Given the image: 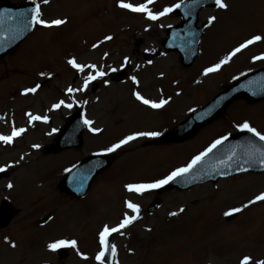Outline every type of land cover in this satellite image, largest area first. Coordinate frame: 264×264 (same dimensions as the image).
<instances>
[{"label":"rangeland","instance_id":"1","mask_svg":"<svg viewBox=\"0 0 264 264\" xmlns=\"http://www.w3.org/2000/svg\"><path fill=\"white\" fill-rule=\"evenodd\" d=\"M125 1L138 5L146 2ZM180 1L183 0H155L149 7L153 12H160ZM119 2L53 0L47 7L42 3L45 20L65 17L67 23L51 30L38 26L18 50L0 61V120H4L0 131L4 129L2 125L7 134L13 126L26 129L10 145L5 147L0 142V167L13 165L0 180V203L6 199L18 210L12 222L0 230V264H99L95 260L100 251L98 235L104 225L119 224L127 213L123 209L127 208L126 201L138 204L141 213L123 235L111 240L117 249L114 264L238 263L241 256L249 253H253L254 260L264 259V203L244 208L243 214L235 218L224 215L231 209L243 208L256 191L264 188V174L233 177L188 191L174 189L163 195L158 194V189L138 195L125 187L164 178L184 157H190L189 165L216 140L240 129L244 122L264 134V101L255 105L243 100L234 103L222 117L184 143L143 147L154 138L140 137L130 142L129 147L121 148L114 165L96 179L86 198L73 200L61 192L59 183L65 172L91 152L107 153L106 149L114 141L121 140L118 136L122 132L125 136L144 131L164 134L228 84L264 67V61L253 60L264 55V41H261L237 54L218 72L203 75L205 68L219 63L247 38L264 36V0H225L227 10H203L200 25L208 24L211 16L217 19L206 31L200 55L189 69L181 65L180 56L174 52L155 59L151 68L146 69L144 64L137 67L136 63H144L143 53L155 52L166 37V28L179 24L181 19L168 14L151 21L144 14L122 12ZM107 36L114 37V41L93 51L94 42L101 43ZM76 41L86 42L80 52L89 54L84 58L79 53V63L90 62L100 68L107 62L109 69H119L124 58H130L133 62L128 72L130 84L126 82L106 89L102 95L109 96L101 100L99 107L94 104L96 95L86 94V117L94 122L93 128L103 130L102 135L93 134L88 127L82 149L45 155L43 146L58 136L72 111V108L57 110L52 106L61 100L73 106L82 105L79 96L74 94L72 98L63 93L69 87H81L84 81L78 80L65 63V59L77 57ZM103 54L105 58L109 54L105 61L101 58ZM60 70L66 71L59 74ZM89 74L86 70L83 78ZM160 75L163 79L157 80L155 77ZM133 76L143 86L133 84ZM37 85L40 87L35 94H23ZM157 86L164 91L157 90ZM137 91L156 98L163 95L170 98L171 91L173 103L167 104V109L161 113L141 111L132 99ZM114 102L116 106L111 107ZM29 112L47 116V123L30 121ZM9 183L13 185L11 189L7 187ZM213 187L217 190L213 191ZM155 201L160 202V208L149 213L148 208ZM181 208L186 211L180 212ZM172 212L179 214L172 216ZM218 212L221 217L215 220ZM127 214L133 215L132 212ZM46 216L53 219L42 225ZM61 239L76 240L79 253L89 259L84 260L77 250L70 248L68 257L59 259L58 252L50 251L47 246ZM206 259L208 261H204Z\"/></svg>","mask_w":264,"mask_h":264},{"label":"water","instance_id":"2","mask_svg":"<svg viewBox=\"0 0 264 264\" xmlns=\"http://www.w3.org/2000/svg\"><path fill=\"white\" fill-rule=\"evenodd\" d=\"M215 6L213 0H189L177 14L184 17V22L177 31L170 32L171 41L177 38L179 44L174 48L181 53V61L184 65L190 66L198 54V44L202 31L196 29L198 13L206 7ZM32 15L31 10L24 9L23 6L13 5L7 0H0V59L17 48L21 42L29 35L33 27L26 26ZM170 49H173L170 47ZM244 98L250 103H257L264 99V71L248 79L243 87L231 86L227 92L211 103L206 108L193 114L187 122L183 123L167 137L158 141L160 144L185 141L194 135L201 127L207 125L214 119L222 116L229 105L234 101ZM78 115L70 119L69 124L62 131L56 146L47 147L46 153L57 152L69 148H81L83 145L84 127L80 124ZM249 142L258 146L260 143L250 134H239L231 138L228 142L221 144L207 157L196 164L185 176H181L175 183L161 191H168L175 187L181 190H188L195 185L205 184L209 181H217L220 177H230L243 173L239 169L241 166L248 168V171L256 173L264 172V166L259 163L246 164L245 152ZM235 152L233 159L228 157ZM113 159L109 156L102 158H89L85 160L75 171H73L62 183V190L68 192L75 198L86 195L92 186L95 178L109 168ZM247 172V171H246ZM14 212L5 203L0 212V229L6 226L12 219ZM61 257L65 258L67 253L61 251ZM111 261V254H108Z\"/></svg>","mask_w":264,"mask_h":264},{"label":"snow or ice","instance_id":"3","mask_svg":"<svg viewBox=\"0 0 264 264\" xmlns=\"http://www.w3.org/2000/svg\"><path fill=\"white\" fill-rule=\"evenodd\" d=\"M199 2V0H197ZM214 5L216 8L221 9V10H227L228 9V4L225 2V0H213ZM33 3L35 4V7L31 10L32 15L30 20H28V23L26 26H42L44 28H53V27H59L61 25H64L67 23L66 20L63 19H54L52 21H47L43 18V13L41 10V4L37 3L36 0H33ZM44 4H48L49 0H43ZM155 0H146L145 3L139 4V5H134L132 3L125 2V0H120L119 2V7L122 9H127L131 12L134 13H141L146 16L148 20L151 21H157L160 20L162 17L172 13L176 9L181 8V4L177 3L173 7H167L164 8L163 11L160 12H153L152 9L149 7L150 5L154 4ZM216 16H211L209 17L208 20V25L211 26L213 22L216 21ZM112 36H107L105 37V40H112ZM264 41V36L261 35H255L251 37L250 39H247L246 41L242 42L238 47L234 48L227 56H225L222 60H220L219 63H216L210 67H207L203 71L204 76H208L209 74L218 72L223 65L228 64L233 57L237 56V54L241 53L243 50L249 48L250 45H254L257 42ZM103 43V41H101ZM93 47H99V45H94ZM254 61L261 60L264 61V55L261 56H256L253 58ZM130 62L129 58L125 57L123 64L126 66ZM69 65L72 66V68L76 69L78 72H85L86 69H90L94 72V74H89L85 77L83 85L79 88L73 89L72 87H69L67 89V92L69 94H73L75 92H81V91H87L89 84L98 79V78H103L108 75V73L102 69H99L97 65L95 64H80L77 62L75 58H71L67 61ZM151 63V62H149ZM112 72H116V68L111 69ZM41 75H44L41 73ZM131 80L133 84L139 85V80L133 76L131 77ZM40 85H37L35 87L28 88L24 91V95L28 94H35ZM179 94V93H177ZM136 100L140 101L143 105H146L152 109H162L169 103L168 99H161L158 102L148 99L145 96H143L139 91L134 93ZM69 108L71 109L73 107V104L71 103H65V101L61 100L58 103L54 104L52 106L53 109H60L61 107ZM29 120L30 121H40L43 120V122L47 123L48 117L47 116H39V115H33L32 113H27ZM83 123L89 127V129L92 132H99L101 131L98 128H93L92 124L94 123L93 121L85 118L83 120ZM241 131H247L248 133H251L254 137L258 138L260 141L264 142V134H262L260 131H258L255 127L251 126L248 122H244L239 126ZM26 129L24 128H15L13 126L11 135H0V141H2L4 144H11L14 139L17 137L21 136ZM53 131H56L53 129ZM163 135V133L159 131H144V132H137L132 135H128L125 138L121 139L118 143L113 144L111 147L107 148L106 151L109 153L116 152L118 149H121L123 146L128 145L130 142L139 139L140 137H145V138H155ZM228 139L227 136L223 137L222 139L216 140L208 149L206 152L202 153L201 155H198L194 158V160L187 165L186 167H181L177 168L174 171H172L170 174L165 176L162 179H157L153 182L150 183H134V184H127L125 185L126 189L130 193H136L138 195H143L145 192H149L152 190L160 189L163 188L164 186L170 184L171 182L175 181L177 177L185 176L188 174L192 168L198 164L205 156L208 155V153L212 152L214 149L217 148V146L221 145ZM33 147L39 148V145H34ZM235 156V152L232 153L228 157L229 160L233 159ZM245 156L247 157L245 159L246 164H255L259 163L261 166H264V145L258 146L252 142H249L248 149L245 152ZM23 159V157H21ZM13 165H6L3 167H0V173H4L7 171L9 167H12ZM241 172H246L248 171V168L241 166L239 169ZM9 189L13 187L11 183L7 185ZM259 202H264V192L259 193L256 195L253 199H251L247 204L243 205V208H234L231 209L230 211H227L224 213L225 216H232L235 213L242 212L244 208H248L251 205L257 204ZM126 207L130 209V211L133 213V215H129L125 213L123 219L119 222L118 225L114 227H110L108 225H104L102 231L99 233V245H100V251L96 254L95 260L99 262V264H105L106 258L109 254L111 253L112 257H116L117 255V249L114 244H110L109 242V237L112 236L114 233H119L123 235V229L129 227L132 225L137 219L140 218V206L138 204L132 203L131 201H126L125 202ZM180 212H183L184 209L181 208L179 210ZM179 213L177 212H172L170 215L176 216ZM11 246L13 248L16 247L15 243H12ZM48 249L52 252H56L59 249L63 248H70V249H75L77 250L78 254L82 256L84 260H88L89 258L86 255H83L82 253H79L78 249V242L76 240H58L55 242H52L48 244ZM241 264H264V259H253L251 256H245Z\"/></svg>","mask_w":264,"mask_h":264},{"label":"bare ground","instance_id":"4","mask_svg":"<svg viewBox=\"0 0 264 264\" xmlns=\"http://www.w3.org/2000/svg\"><path fill=\"white\" fill-rule=\"evenodd\" d=\"M135 143V142H134ZM133 143V144H134ZM130 145H128L127 147H129ZM126 147V148H127ZM189 160H188V158H186V157H184V158H182L180 161H179V164H178V166H175L176 168H174V170L175 169H177V168H181V167H184L186 164H187V162H188ZM29 164H32V162H30ZM261 192H264V188L263 189H259L258 191H256L255 193H254V195L256 196V195H258L259 193H261ZM264 202H259V203H257V204H254L255 206L256 205H261V204H263ZM253 207V206H252ZM184 211H186V208H184ZM221 217V215H219V212L217 213V215L216 216H214V219L216 220V219H218V218H220ZM119 233H114L112 236H113V238H118L119 237Z\"/></svg>","mask_w":264,"mask_h":264}]
</instances>
